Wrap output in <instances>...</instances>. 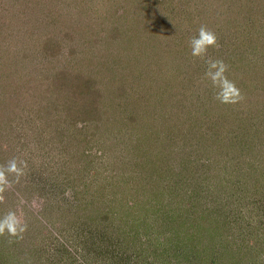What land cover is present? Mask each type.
I'll list each match as a JSON object with an SVG mask.
<instances>
[{
  "label": "rangeland",
  "instance_id": "obj_1",
  "mask_svg": "<svg viewBox=\"0 0 264 264\" xmlns=\"http://www.w3.org/2000/svg\"><path fill=\"white\" fill-rule=\"evenodd\" d=\"M188 1L31 0L22 35L14 24L20 15L0 18V28L10 24L13 31L3 42L12 43L9 51L0 54V165L12 158L26 163L19 181L2 194L0 217L9 210L23 217L28 227L20 238L44 250L43 263L86 264L80 248L58 241L72 237L76 226L98 229V239L116 247L112 264H176L179 250L192 255V243L179 238L192 235L193 244L201 245L206 231L224 256L218 264H264V146L253 147L256 142L248 135L256 125H245L257 111L264 116L262 87L249 88L258 79L264 83V54L259 52L264 48L252 58L249 45L241 53L240 45L228 43L235 27L226 0L222 8L208 4L201 16L180 18L179 9L194 6ZM242 1L257 7L246 12L259 24L264 0ZM120 5L125 11H116ZM201 25L218 37L220 47L210 48L208 55L229 66L228 78L244 97L238 103L214 99L205 62L191 55L189 40ZM254 34L264 41L260 30ZM243 36L247 42L246 32L240 40ZM49 40L62 52L47 50ZM166 50L171 54L166 56ZM28 54L33 62L25 58ZM198 65L203 67L198 70ZM60 69L86 85L82 100L78 90H68L77 99L71 125L65 123L66 94L53 84ZM180 69L194 70L192 83L184 84ZM179 98L183 109L175 105ZM50 104L60 107L56 125L47 121ZM92 104L98 105L95 120L84 111ZM220 111L230 114L235 137L211 147L216 130L211 122L227 121ZM245 138L248 150L239 142ZM83 150L88 156L81 160L77 152ZM71 185L77 187L73 203ZM130 224L139 235L124 240V232L133 230ZM8 236L0 235V251L13 256Z\"/></svg>",
  "mask_w": 264,
  "mask_h": 264
},
{
  "label": "trees",
  "instance_id": "obj_2",
  "mask_svg": "<svg viewBox=\"0 0 264 264\" xmlns=\"http://www.w3.org/2000/svg\"><path fill=\"white\" fill-rule=\"evenodd\" d=\"M37 1H38V3H40L41 0H37ZM190 2H192L194 4V6L191 7V10L187 9L189 7H185V8L183 7L182 8L183 10L179 9L180 10L179 11L180 18H182V17L186 18L187 16H189L190 19H192L194 13L198 16H201L205 12V9L207 8L208 4L212 5L213 7H217V8L223 7V5L221 4V0H189L187 2L188 5ZM225 2H227V6H226L225 10H227V11L231 10L233 13L232 18L229 21V23H230V25H233L235 27L234 30H232V34L228 38V40H229L228 43L233 44L234 46L237 45V47L240 45V47L243 48L240 50L241 53H247L245 51L244 46L249 45V48H248L249 52L248 53H249V55H251L250 54V52H251L252 58H253V56L255 57L258 48H260V47L264 48V41L259 40V37H257L254 34L255 31L258 32L259 30L261 33H264V14L261 15V19H258L259 24H257V18L253 19V17H252L253 13L249 14L250 12H246L247 10H252V11L255 10L256 11L257 7L255 9H253L250 6H246V4L242 0H226ZM254 2L256 3V0H254ZM238 3H241V4H238ZM248 3H249V5H251L253 3V0L249 1ZM31 5H32L31 0H0V13H1L0 18L2 17V15L6 16V14L7 15L13 14L14 16H15V14H16V16L20 15V17H18L19 18L18 22L17 23L15 22L14 24L18 28L17 31H19V33L22 35V33L24 32L23 29L25 28V25L27 24L26 17L28 15L29 10L32 9ZM184 6H187V5L185 4ZM13 9H17L16 13H15V11L12 12ZM86 9H87L86 12H88L89 9L88 8H86ZM115 9H116V11H118V10H121L124 8H122V5H120V7H117ZM236 9H238V10H236ZM123 11H125V9ZM241 20H242V22H241ZM7 21H8V19H7ZM3 25H5V27L2 26V28H0V31H2L4 33V34H0V54L2 52H4V53L8 52L9 51L8 47L10 45H12V43H7V45L3 44V42L6 41L7 37H10L13 35V33H12L13 31H11V29H10L11 25L10 24H3ZM257 28H260V29H257ZM245 32L248 36L247 42H244V36H243V39L240 40L241 36L244 35ZM23 36H25V34H23ZM23 36H21V38ZM21 38H20V40H21ZM260 39H262V37ZM258 40H259V43L257 45ZM49 41L51 42V40H49ZM49 41H48L49 45H47V43H46L47 50H49L48 47H50V49L52 50V54H57V53L62 52L63 47L59 46L57 48V50H55L54 46H56V45H54L53 42L50 43ZM54 42L56 43V41H54ZM19 43H20V41H19ZM71 49L72 50L70 51V55H75L77 53V50L74 47H71ZM173 51L175 52V49ZM82 52L84 53V52H90V51L84 50ZM91 52L93 53V51H91ZM259 52H261V55L264 54V50L259 51ZM95 53H97V52H95ZM95 53H93V54H95ZM235 53H237V50H235ZM253 53H254V55H253ZM170 54H171V50H166L165 55L168 56ZM25 58L30 59L29 63L33 62L35 60V58H32V56L29 54ZM0 59H1V56H0ZM230 62L232 63V61H230ZM230 62L228 64H230ZM180 65L181 64H179V68H180ZM201 67H203V66L198 65V67H195V68L200 70ZM203 68L205 69L206 65ZM180 70L182 71V69H180ZM68 71L69 70L66 71L65 69H60V71H57L56 75L53 77V80H54L53 84H54V86L56 85L57 87L58 86L61 87L60 89H58V91L60 93L65 92V94H66V102H67L66 103V105H67L66 113H67V115H65L66 116L65 117V123H67L68 125H71V123L73 121H74L73 124L76 123L75 119H73L71 117L70 113L72 112V109H74V106L77 103V101H76L77 99L75 97H72L71 95H73V94L68 92V90H69V88L78 90L79 97L81 100L83 99V96L86 94L87 91L82 89V87L85 88V86H86L83 83L84 81L79 83L80 78L77 77L75 79L74 77H76V76L73 75V77H72L68 73ZM193 72H194V70L192 71V73L191 72H184L183 73V71H182L181 75L183 76L182 80L185 81L184 84H186V81H187L186 85L192 83L193 79L191 78V74L194 75ZM79 74H80V72H79ZM258 80L256 81L257 84L255 83V85L253 84V86L251 84V86L249 87L251 89V92H253V90L258 91L259 90L258 88H260V87H262L261 90L264 91V83L262 81L260 82ZM0 81H1V79H0ZM6 81H9V80H6ZM69 82H70V84H69ZM91 82H93V81H91ZM81 83H83V86L80 85ZM186 85H183L182 88H187ZM89 89L94 91V87H92V86L91 87L89 86ZM215 90L216 89H213V91H211V92L215 93L216 92ZM12 99H14L13 96H12ZM262 101L263 102L261 103L262 104L261 109L264 112V99H262ZM78 103H80V102H78ZM175 105L179 109H183L186 107V104H184L183 98H179L178 101H175ZM57 108H60V107H58L56 105H51V104L46 107L45 111L49 113V115H47V117H48L47 121H48V123H50V125L51 124L56 125V123L60 121V119L58 117L59 113L55 112ZM62 111L64 113V110H62ZM84 111H85V114H88L90 117L93 118V120L98 118V115H99L98 114V105H95V104L89 105L88 109H85ZM175 112L179 113L180 111H175ZM221 114L224 115L223 117H225V119H227V121L222 119L223 121L222 120H213L211 122V123L216 124L215 125L216 130L212 132L213 134L211 136V137H213V139H211V140H213V142H214V143L211 142V144H210V145H212L211 147L217 146L220 144H226V143H224V141H227V140L233 141V139L235 137V136L233 137V135H231L232 134V129H231L232 126H231V122H230V114L229 113L223 114L220 111V113L218 115H221ZM174 115L175 114H173V116ZM255 117H256V119L254 118V119H252V121H250V119H248L245 122L246 123L245 125H247V126L248 125H252V126L256 125L254 127V133H250V131H249L248 138L254 139V141L256 142V144H254L253 147L259 146L261 144L264 146V116H262L259 113V111H257V115ZM250 118H252V117H250ZM199 119H201V121H203V119H204V121L206 120L205 118H199ZM209 120H210V118H209ZM180 122H182V121H180V119H179V123ZM223 128L226 131L225 133L222 132ZM240 128H242V126H240ZM227 129L230 131L229 133H227V131H228ZM76 136L77 135H75L74 137L71 136V138L72 137L76 138ZM246 139L247 138L239 139V142L240 143L244 142L242 144H245V145H242V146L248 150L251 147V144H249L247 141H245ZM64 149L66 150V148H64ZM85 154H86V156H88L84 150L81 152H77V155L81 158V160H82L81 156H83ZM83 161L86 162V160H83ZM81 167H78L77 173L78 172L81 173L80 172ZM107 181H109V180H107ZM109 184L110 183L108 182L107 185H109ZM71 186H72L73 190H71L72 193H71V195H68V197H71L69 202L73 203L76 199L75 198V192H76L75 188H77V187L74 188L73 185H71ZM75 203H77L76 205H78V204L82 205L81 201L79 203L78 202H75ZM132 223H133V221L131 222V224ZM203 223H201L200 225H202ZM131 228H133V230L124 232L125 237L122 235V237H123L122 239L126 240V236H128L127 240H130L129 239L130 235H133V236L136 235V238H137V236L139 235V233L137 232V230H138L137 227L134 228L133 225H131ZM94 229L88 228V231H87L85 229L84 230L82 228L78 229L76 226H72L71 227L72 232H69V234L73 233L74 235H72V237L70 235V237L65 238V239H64V237L62 238L61 236H59L58 241L60 242V244L63 247H69V246L71 247V245H76L77 248H80V253H82V255L84 256L83 261L86 264H112V259H111L112 252L114 253V251H116V247L115 246L109 247L107 245L108 240L103 238L104 236L101 237V238H103V240L98 239L99 238L98 237V229L97 230H94ZM205 234H206L205 239H201V241H200L201 245L193 244L192 235H185L184 237H182L180 235L181 237L179 238L178 242H184L182 240H183V238H185L187 240L186 242L192 243V246L190 248L192 255L189 252L186 255L182 250H179L181 252V254L175 256V258L178 260V262L176 264H218L217 262L219 260L224 259V256L218 254L220 252V246H217V245L213 246V244H212L213 238H211L212 236L209 237V231H206ZM92 235H93V237L91 238ZM177 237H178V235H177ZM6 238H7L6 241H9L12 244L11 250L14 253L12 256L8 252L0 251V264H58L57 262H52V259L51 260L50 259L44 260L45 262L43 263L41 260V258H42L41 255L44 252V250L42 248L33 249V248L27 246L26 242L23 239H21L20 236H12L11 237V235H10ZM89 240L92 241V244L90 243ZM204 240H206V241L204 242ZM122 244L123 243H120V245H122ZM181 244H183V243H181ZM181 244L179 243L178 247H180ZM124 245H125V243H124ZM188 246H189V243H185L184 248H187ZM47 247H48L49 251H56V249L50 245H48ZM226 247H228V245ZM230 248L233 249L235 247L231 246ZM87 249H89L90 251ZM97 251L101 252V254L100 253L97 254ZM100 255L102 256L104 261ZM98 256H100V257H98ZM130 259H132V258H130ZM114 264H126V262L116 260V262H114ZM170 264H173V263L170 262Z\"/></svg>",
  "mask_w": 264,
  "mask_h": 264
},
{
  "label": "clouds",
  "instance_id": "obj_3",
  "mask_svg": "<svg viewBox=\"0 0 264 264\" xmlns=\"http://www.w3.org/2000/svg\"><path fill=\"white\" fill-rule=\"evenodd\" d=\"M189 47L191 55L203 60L207 66L204 75L217 90L214 99L224 104H235L244 99L235 82L228 78L229 66L223 60L213 59L208 55L210 48L220 47L215 32L201 25L198 34L190 38ZM25 167L26 163L17 158L0 165V201L4 199L2 194L19 181ZM27 227V223L16 210H9L0 217V235L21 236Z\"/></svg>",
  "mask_w": 264,
  "mask_h": 264
}]
</instances>
